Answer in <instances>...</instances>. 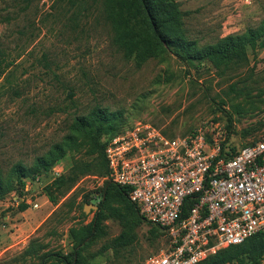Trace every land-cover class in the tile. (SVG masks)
<instances>
[{
	"label": "rangeland",
	"instance_id": "obj_1",
	"mask_svg": "<svg viewBox=\"0 0 264 264\" xmlns=\"http://www.w3.org/2000/svg\"><path fill=\"white\" fill-rule=\"evenodd\" d=\"M176 1L197 46L253 33L245 62L221 70L208 60L185 64L168 51L137 66L113 44L98 8L83 16L73 0H0V49L9 63L0 75V181L6 189L0 194V264H40L49 262L48 254L72 258V233L91 229L97 216L91 205L105 184L101 145L135 121L172 134L217 126L237 148L264 136V0ZM94 110L104 119L102 129L88 127L89 138L72 130L74 117L90 123ZM55 145L64 155L44 170L38 159L49 162ZM90 159L99 167L62 192L57 179ZM19 164L23 184L14 170ZM153 227L132 225L135 241L113 251L104 244L122 231L123 221L104 215L81 249L83 264H141L166 246L165 234Z\"/></svg>",
	"mask_w": 264,
	"mask_h": 264
},
{
	"label": "built area",
	"instance_id": "obj_2",
	"mask_svg": "<svg viewBox=\"0 0 264 264\" xmlns=\"http://www.w3.org/2000/svg\"><path fill=\"white\" fill-rule=\"evenodd\" d=\"M218 131L200 125L170 135L135 121L106 140L104 180L165 234L166 246L141 264H196L264 232V136L232 150Z\"/></svg>",
	"mask_w": 264,
	"mask_h": 264
},
{
	"label": "trees",
	"instance_id": "obj_3",
	"mask_svg": "<svg viewBox=\"0 0 264 264\" xmlns=\"http://www.w3.org/2000/svg\"><path fill=\"white\" fill-rule=\"evenodd\" d=\"M73 2L78 5L77 13L83 16H87L93 9H100L110 26L113 44L125 58L133 59L137 66L149 58L159 57L169 51L185 64L193 60H208L216 69L238 68L246 60L245 45L248 43L253 46L255 42L253 33H250L247 38L241 35H226L213 45L197 46L194 40L187 37L183 25L185 12L176 0H73ZM8 65L5 54L0 49V75ZM92 114L90 123L83 117H74L72 130H82L83 135L89 138L92 133L89 128L102 129L103 117L97 110H94ZM168 133L174 135L171 132ZM113 135L115 134L108 137ZM108 137L103 141L100 149L104 175L107 173L104 147ZM231 149L234 150L235 146H231ZM63 155L64 149L55 145L50 151L49 162L39 158L38 163L47 170L49 164ZM100 163L99 160L94 159L76 162L67 174L57 179V187L60 189L64 186L62 192L69 189L80 175L95 170ZM14 170L17 172L16 177L19 183L23 184L22 178L26 176L25 167L20 164L15 165ZM5 191L0 181V194ZM49 197L51 202L56 201L51 194ZM21 208L23 210L25 205ZM108 214L123 221L122 231L104 244V248H110L113 251H118L135 241L136 234L132 230V225L135 227L142 221L147 222L139 214L136 204L128 199L125 189L105 180L97 203V216L91 222V229H83L78 234L72 233L75 239L72 258L69 260L66 256L48 254L45 256L49 258V262L43 261L40 264H83L81 249L92 236L93 231L98 228L101 217ZM152 225L155 231L164 233L159 226ZM263 257L264 232H259L241 243L219 249L196 264H262Z\"/></svg>",
	"mask_w": 264,
	"mask_h": 264
},
{
	"label": "water",
	"instance_id": "obj_4",
	"mask_svg": "<svg viewBox=\"0 0 264 264\" xmlns=\"http://www.w3.org/2000/svg\"><path fill=\"white\" fill-rule=\"evenodd\" d=\"M91 207H93L94 209H96L97 208V205H91Z\"/></svg>",
	"mask_w": 264,
	"mask_h": 264
}]
</instances>
